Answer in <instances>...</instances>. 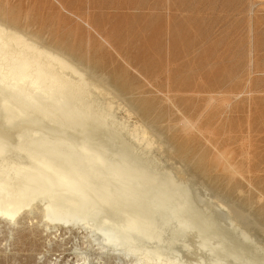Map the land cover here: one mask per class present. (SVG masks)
Instances as JSON below:
<instances>
[{"label": "bare ground", "instance_id": "obj_1", "mask_svg": "<svg viewBox=\"0 0 264 264\" xmlns=\"http://www.w3.org/2000/svg\"><path fill=\"white\" fill-rule=\"evenodd\" d=\"M37 24L0 1V218L8 249L26 232L32 240L40 229L66 230L84 234L87 244L76 243L84 264H264V221L199 180L168 135L176 124L182 134L204 135L201 119L217 97H208L195 120L164 123L123 78ZM163 98L181 111L177 101L194 97ZM217 158L230 176L246 178L229 153Z\"/></svg>", "mask_w": 264, "mask_h": 264}, {"label": "rangeland", "instance_id": "obj_2", "mask_svg": "<svg viewBox=\"0 0 264 264\" xmlns=\"http://www.w3.org/2000/svg\"><path fill=\"white\" fill-rule=\"evenodd\" d=\"M0 1L16 14L36 21L38 28L49 30L66 46L85 53L113 79L119 78L121 83L123 78L122 85L137 89L135 94L145 100V108L164 123L170 119L176 123L183 117L195 120L204 111L208 97H217L200 120L204 135L199 131L182 134L178 124L168 135L178 152H186L189 168L199 180L237 198L264 221V0ZM167 90L171 97L194 98L179 99L181 111L173 108L172 112L163 98ZM209 134L215 137L216 146L208 142ZM222 149L237 162L245 179L222 170L217 158ZM172 159L180 163L177 155ZM199 161L205 162L201 165ZM205 170H209L207 175L202 173ZM6 224L0 218V264H84L85 254L76 247V243L82 247L87 244L82 232L59 230L46 235L40 229L33 241L26 232L21 237L22 245L18 242L8 249ZM42 253L45 257L38 259ZM93 264L101 263L94 259Z\"/></svg>", "mask_w": 264, "mask_h": 264}]
</instances>
